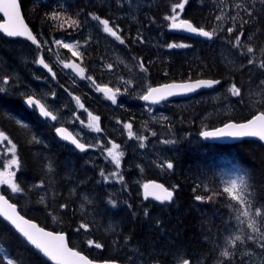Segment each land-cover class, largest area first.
Instances as JSON below:
<instances>
[{
  "label": "trees",
  "instance_id": "obj_1",
  "mask_svg": "<svg viewBox=\"0 0 264 264\" xmlns=\"http://www.w3.org/2000/svg\"><path fill=\"white\" fill-rule=\"evenodd\" d=\"M20 1L28 24L42 41L43 52H48L50 58L55 53L47 51L44 41H53L58 36L64 37V34L78 40L81 47H106L105 33L100 29L98 30L101 35L90 36V44L87 43L86 46L84 44L88 34L85 26L87 24L100 26L97 22L92 23L91 17L87 15L91 12L119 23L123 29L122 35L136 50V53H138L137 50H146L144 61L148 63L147 67L151 74L150 85L197 78L222 79V83L214 89L197 94L195 99L190 100L183 108H178L175 104L168 102L161 106L164 112L172 114L166 124L168 127L174 126V129L165 127V125L163 127L168 128V132L174 137L176 142L173 145L176 147L169 148L168 158L163 156L158 163L169 159L174 163V169L158 167L156 177L149 175L146 178L155 179L168 188L179 185V189L174 194V200L171 203L164 202V204L154 199L145 200L139 192L140 188H136V184L132 187L127 178V186L133 192L131 195H128V191L122 192L114 182H101L102 177L99 171L108 170L109 167L102 156L88 158L89 151L80 152L73 146L58 140L54 135V124L41 119L37 111L25 106L19 93L16 94L15 91L12 90V92L5 88L6 91L0 93V131L5 132L17 146L16 154L21 164L17 170L16 182L24 189V192L13 194L5 185L0 186V191L15 202L23 214L35 219L42 226L65 231L70 245L92 259H112L128 263L126 257L132 254L131 249L140 248L144 252L163 250L165 253H176L179 251L187 254L188 257L202 261L203 264H217L219 249L224 245L221 237L229 234L223 231L224 224L221 218L227 219L229 209L224 197L211 203L197 202L194 197L219 191L222 187L223 173L235 168L236 170L244 169L251 175L257 198L254 202L255 206L264 204V145L253 139H244L232 144L205 142L199 138L198 133L203 128L216 127L231 120L245 121L264 108L258 106L259 109L255 111L250 108L237 109L230 114L222 112L204 121L201 120L202 116L199 112L201 109H209L208 106L204 107L206 105L204 99L211 91L224 89L220 97L224 99L230 97L234 100L236 97L231 96L228 92L229 88H226L233 83V80L243 89L246 84V80L243 83L244 77L250 79L251 76L255 81L264 79V72L253 73L248 71L249 68L241 67L242 64H247L246 56L240 54L242 52L240 49H235L229 44V40L235 41V34L226 32V29L233 24V21L228 18L229 14L237 16L239 12L240 16L248 19L241 9L234 7L236 3L255 5L257 19L245 25V36L241 39L245 45L252 44L257 49V54L264 55V52L260 50L264 48V4H261L259 0H189L181 13V18L192 21L198 27L208 30L216 29L217 32V36L212 40H202L168 29V20L165 17L172 14V5L181 0H130V2L122 0L123 8L117 5V0H103L105 5L98 3L97 0ZM108 5L122 16L111 14ZM60 8H63L74 19H79L82 28L79 30V28H69L67 25L60 28L61 22L45 19V13ZM76 13H80L79 16ZM222 13L225 19L216 21L215 16ZM241 22L237 17L235 23L239 25ZM155 31L159 33L157 38L154 35ZM138 33L143 36V43L135 40ZM249 36H253V39L249 40ZM17 43H23L32 48L34 54L40 50L27 42L10 40L0 34V76L6 74L4 72L6 62L13 64L15 61L19 62L18 54L12 48ZM171 43L189 46L168 48L167 45ZM119 45L125 46V44ZM153 48L154 51H152ZM99 54L101 51H88V59L83 64L88 74L98 84H104L108 81L99 79L97 74V69L100 71L103 69H96L88 64L90 58L99 57ZM155 54L158 60L152 58L151 62H147V58ZM228 58L231 64H228ZM39 76H45L52 84L59 79L57 75L53 80L43 71L39 73ZM12 77L14 83H21L18 78ZM29 77L30 74L27 73L26 79H30ZM36 77L35 74L32 79ZM11 82L7 85L10 86ZM55 86L53 85L52 88ZM69 92L76 95L83 94L88 101V96H97L101 103L94 104L92 111L100 116L101 129L107 134L112 130V121L119 117L127 118L121 101L113 106L109 99L104 98L100 92H97V95L95 89L89 85H83L81 88L70 86ZM213 101L211 99L208 105L213 106L214 103H218ZM113 111L117 113V116ZM174 112L177 115L173 117ZM17 120L22 123L17 124ZM177 127L178 131H184L189 137L182 140L176 131ZM159 128L160 126H158V140L162 136L167 137V133L161 132ZM33 135L38 137L42 143H30ZM0 161L3 162V160ZM49 162L53 168L52 172H49L46 167ZM1 167L2 163H0ZM219 178L222 180H218ZM214 179L215 187H212ZM40 181H45L44 188L32 187ZM205 186L211 191H206ZM194 188L196 191H193ZM45 193H47L46 202L37 203L40 196ZM84 196H88L92 203L88 204L83 201ZM109 196L119 201L117 207L112 208L108 205ZM81 203H84L86 209H83L86 213L78 207ZM60 204H68V208L62 209L59 207ZM129 204L132 206L131 209L128 207ZM144 209L149 211L147 217L144 216ZM95 212H97L95 216L98 219L97 223L92 222ZM111 218L116 224L115 227L108 228ZM241 219L244 218L241 217ZM157 220L161 222L159 228L156 227ZM81 221L90 224V232L76 231ZM232 225L234 229L243 228L244 235L249 232L245 225H238L235 220L232 221ZM209 229H211V235H209ZM125 237H130L127 247H125ZM87 239L98 240L104 244V248L89 247L86 243ZM0 247H4L11 257H22L24 264H51L42 258L33 247L27 245L24 239L2 218H0ZM238 251L239 253L251 251L252 255L246 259L254 264H264V253H261L253 242L248 241L245 245H238ZM4 254L0 253V257ZM159 258L162 264L171 262V257L166 258L161 255ZM0 264H6V262L0 261ZM235 264H240V260L236 259Z\"/></svg>",
  "mask_w": 264,
  "mask_h": 264
},
{
  "label": "snow or ice",
  "instance_id": "obj_2",
  "mask_svg": "<svg viewBox=\"0 0 264 264\" xmlns=\"http://www.w3.org/2000/svg\"><path fill=\"white\" fill-rule=\"evenodd\" d=\"M130 2V0H129ZM261 4H264V0H259ZM189 3V0H181L179 3H175L171 8V15L165 17L166 20L171 21L170 27L173 29H184L190 33L197 34L208 40H212L217 36L216 29L206 30L204 27H198L194 25L190 20L179 19V14L185 9V6ZM117 5L120 8L124 7L122 0H117ZM236 9H241L248 19H244L240 16L239 12L237 16L228 15V18L233 21L232 26L226 29V32L229 34H235V41L229 40V44L235 49H243L240 53L241 55L248 56L246 65H241L242 68H257L261 72H264V59L257 60L255 58L256 48L252 44H243L242 37L245 36L244 27L250 22L257 19L255 14V5L236 3L234 5ZM0 13L3 14V20L0 22V34H4L10 38L24 37L28 41H31L32 44L36 45L38 49L41 50V54L34 61V63L43 66L47 69L48 73L51 75L53 80L56 79V72L53 71V68L49 63L45 61L43 56V45L40 40L37 38V35H34L32 30L24 22V18L21 15V7L19 0H0ZM80 13H76L79 16ZM91 19L96 20L102 26L103 33L119 41L120 44H125V39L122 35L123 29L119 23H116L115 20L110 18H101L98 14L87 13ZM237 17L242 21L239 25L235 23ZM46 20L59 21L60 28H64L65 25L69 28H79L81 26V21L79 19H74L72 16L68 15L63 8L54 9L49 13H45ZM225 19L224 14L215 16L216 21H222ZM255 35V34H253ZM91 37H89V40ZM249 40L253 39V36L248 37ZM136 41L143 43V36L139 33L137 34ZM53 43L58 48L67 49L71 52L73 57H80L83 59L82 53L77 51V48L80 47L79 42L75 43H66L62 39H54ZM88 40L84 42L85 46L87 45ZM48 41H44V45H47ZM189 45L184 44H168L169 48H178V47H188ZM264 52V48L260 49ZM49 52H52L51 47L48 48ZM57 62L62 64L64 69H73L76 74L81 79H87L94 87L95 91L103 93L107 99H109L113 104L117 103V95L120 94V88H111L108 85L100 86L95 83L91 76L85 75V69L80 67L79 64L72 62H65L59 60L57 54ZM108 70L113 69L111 63L106 65ZM139 68L142 72H146L147 68L144 66V62L141 60L139 63ZM11 75L5 74L0 76V83L5 85L9 84L10 81H13ZM39 79V77H37ZM126 87L124 91H128L127 86H131L132 80H123L120 78ZM221 81L216 79H198L191 83H170L164 84L159 87H148L145 94L140 96V99L144 101H149L152 104H158L161 101L167 100L168 97L183 94V93H192L201 88H212L214 85L220 84ZM6 90L0 88V93H4ZM228 92L233 97L239 98V103L245 104V92L242 90V86H237L236 82H233L228 89ZM264 93V79L259 80L254 87L251 86V77H250V86L247 91L248 102L255 106L256 103L259 104L261 108H264V99L253 101L252 97H260ZM21 98L24 100V103L34 111H38V115L41 118L58 122L60 120L59 109L50 110V106H46V102H42V99H45L47 94H44L41 98H36L35 92H20ZM56 93L52 92L51 97L55 99ZM75 103L78 105L79 109L84 108V104L81 102L79 96L73 97ZM151 110V109H149ZM90 117L89 123L86 127L89 130L95 131L97 133L101 132L100 128V117L94 116L91 112L88 113ZM71 119L73 121L79 120V116L76 113H72ZM162 120H167V117H160ZM17 124H21L20 120L16 121ZM83 125L84 122L80 121ZM119 123V122H118ZM27 127V125H23ZM123 128L127 130V136L129 139H136L139 141V147L144 148V141L147 140V137L137 135L133 131V124L131 122L123 123ZM56 134L64 141H69L81 152L86 151L91 147H100L104 152H106L107 157L110 159V162L115 165L116 171L105 174L104 170H100V176L103 177L105 182L109 180H116L123 183L124 177L119 172L121 166V159L124 155L120 151V145L114 141H108L111 144V147L104 148L102 142H97L96 144H85L81 143L76 136L68 131L67 128L61 126L55 128ZM153 136L156 135L155 132L151 133ZM200 136L204 138H222V137H255L260 141H264V110L258 111L256 114L252 115L251 119H248L246 122L235 123L228 122L223 124L222 127H218L212 130H203L200 132ZM5 142L10 147L0 150L4 154L10 153L11 159L7 160L6 163H2V170H0V185H7L13 194H21L24 192V189L16 182L17 171H14L13 168L17 170L20 168L21 161L16 154V144L12 142L11 139L5 134V132L0 131V145H4ZM30 143L40 144L42 141L33 135ZM164 144H174L173 140H164ZM160 168H166L168 170L174 169V163L170 160L160 161L157 165ZM49 172L53 171L51 162L46 165ZM33 188H44L45 181H40L38 184H34ZM199 187V186H197ZM144 197L147 199L149 196L153 197L156 201L161 203L169 202L171 203L174 200V194L179 189V185H173L171 188L165 187L164 184H158L155 182L145 183L143 185ZM206 191H211L207 189ZM255 184L252 180L251 175L244 169H239L237 172L232 175L229 179L222 181V187L219 191L211 192L208 195H196L194 197L195 201L201 203H211L221 197H224L227 208L229 209L227 219L221 218L222 223L224 224V232L229 233L225 237H221L224 240V245L219 249L217 256V264H235V260L239 259L240 264H254V262L247 260V257L252 255L251 251H244L239 253L238 245H245L248 241L254 243L257 249L261 253H264V204L255 206V201L257 200L255 192ZM75 191V189H73ZM193 191H196L194 188ZM45 195H41L37 203L44 204L46 202ZM83 201L91 204L92 201L88 196L83 197ZM108 205L112 208L117 207V200L109 196L107 200ZM60 208L67 209L68 204H60ZM84 207V203L81 204V208ZM131 209V205H128ZM135 216V213H133ZM149 215L148 209H144V216ZM0 217H2L9 225L24 239L25 243L33 247L39 254H42L48 260L55 262V264H119L116 260H104V261H94L89 259L87 256L83 255L81 252L69 247L68 239L66 234L63 232H52L47 231L44 228L40 227L38 224L33 222L30 219H26L25 216L21 215L17 210V205L10 203L8 198L0 194ZM243 217L244 219H241ZM235 220L239 224L245 225L249 230L247 235H244V229H234L232 221ZM161 222L157 220L156 227L159 228ZM83 230L85 233L90 232V224L81 221L77 232ZM240 233V234H236ZM209 235H211V229H209ZM125 247L130 240V237H125ZM86 243L89 247H94L96 249H103L104 244L94 239H87ZM0 253H5L0 257V261L6 262V264H24L22 257H11L10 253L6 252L4 247H0ZM131 255L127 256L128 264H162L160 256L164 255L171 257L170 264H203L202 261H198L196 258L188 257L187 254L177 251L176 253H165L163 250L160 252L149 251L144 252L140 248L131 249Z\"/></svg>",
  "mask_w": 264,
  "mask_h": 264
},
{
  "label": "rangeland",
  "instance_id": "obj_3",
  "mask_svg": "<svg viewBox=\"0 0 264 264\" xmlns=\"http://www.w3.org/2000/svg\"><path fill=\"white\" fill-rule=\"evenodd\" d=\"M97 2L100 4L104 3V5H105V2H103V0H97ZM108 7L111 9L110 13L113 14L114 16L121 15L118 11H115L113 9V7H110L109 5H108ZM181 13L182 12H180V14H179V19H184V18H181ZM101 18H103V17H101ZM75 19H77V18H75ZM94 22H97L99 24L98 21L92 19V23H94ZM170 23H171V21L168 20L167 27L169 30H172V28L169 26ZM81 28H82V26L79 27V30ZM85 28L87 29V32H88L87 40H88V45H89L91 42V39L89 40V37L92 35L99 34L98 29L102 30V26L101 25L96 26L94 24H87L85 26ZM157 28H158V26H157ZM101 32H103V31H101ZM99 35H101V33ZM127 35L129 36V32ZM154 35H156V38H157L159 33H157L155 31ZM123 37L125 39V46L124 47H121L119 45L120 44L119 41H117V40L113 39L112 37L108 36L107 34H105V39L103 36H102V38L104 39L106 47H103V48H86V47H81V43L78 40L73 39V38H69V37H67V34H64V37L58 36L55 39H62L66 43L79 42L80 47L77 48V51H80L82 53L83 59L81 60L80 57H73L71 52L69 54L67 49L58 48L53 43V41H50V40H48L47 51H48V48L51 47L53 49L52 52H54L55 55H53V57L50 58V57H48V52L44 51V54H46V57L50 60V62L53 65H54V63H56L57 54L59 56V60H62L65 62H70L71 60H75V61L79 62V64H82V67L85 69V75L90 76L87 72L86 66H84V64H83L88 59L87 52L91 51V50H94L96 52L101 51V54L98 55L99 57L93 56L92 58H90V61L88 62V64H90L91 67H96V69L97 68L103 69V71H100L97 69V74H98L99 79L107 80L108 83H104V84H106V85L108 84V86L109 85L112 86L113 89H115L117 87L121 89L120 94L117 95V102H119L118 99L122 97V95L124 93V88L126 87V85L123 84V82L120 78L122 77L123 80H132L133 83L128 88V96L132 101L140 102V96H142L147 91L148 87L151 86L150 85L151 74H150V71L148 70V67H147L148 63H146L144 61L146 58V50H137L138 53H136L135 52L136 50L133 47H131V45L128 44L125 36H123ZM12 48L14 51H16L15 53L18 54L19 62L15 61V64L10 63V62H6V66H4V72L6 74H10L11 76H15L16 78H18L21 81V83H14V81H12L10 86L3 85V83H0V88H4V89L6 88V90H10V91L13 90L16 92V94H18V93L20 94V92L38 91L37 89H34V87L36 86V82L46 80L45 76H39V73H41L40 68L37 67L36 63H34V61L38 57L39 52L38 53L36 52V54H34V50L32 48H29L28 46L24 45L23 43H17L16 46H12ZM145 49H147V48H145ZM240 50L243 51V49H240ZM152 51H154V48L152 49ZM257 53L258 52H255V58L257 60L264 59V55H260ZM155 56H156V54H155ZM155 56H149V58H147V62L148 61L151 62L152 58H156L158 60V56H156V57ZM248 58H250V57L246 56V59H248ZM141 60L144 62V66L147 68L146 72H142L139 68V63ZM227 62H228V64L232 63L230 58H228ZM109 63H111L113 65L112 70H108L106 68V65ZM233 64L237 65L236 63H233ZM0 69H1V66H0ZM69 71H72V72H74V74H76V72L73 70H69ZM248 71L253 72V73L254 72H257V73L261 72L260 70H258L255 67L249 69ZM58 72H61V71H58ZM27 73L30 74V77H29L30 79H26ZM35 74L37 75V77H39V79H37V77L35 79H32V77ZM67 74L69 76V79L73 80L74 82L77 81L78 84H81L80 88L83 87V85H89L90 87L95 89V87L87 79H81L78 75L70 74V72H68ZM23 78H24V80H22ZM93 80L97 84V82L94 78H93ZM244 80H246V84H244L242 90H244V92H245V100H246L245 104L239 103V98H237V97L234 100H231L230 97H227L226 99L220 97V94H221L222 90H224V89L213 90L204 99L205 103H206V105L204 107L206 108V106H208L209 109H206V110L201 109V112H199V115L202 116L201 120L204 121L205 119H208L210 117H214L217 114H220L222 112H224L225 114H230L231 112H233L237 109L244 110L245 108L246 109L250 108V109H253L254 111L259 109L258 103H256L255 106H253V104L248 102L249 98L247 97V91H248L249 86H250V79L244 77L243 83H244ZM56 81L57 82H55L54 84H52L50 82L51 86H53V85H56V86L54 88H52L50 93H49V96H50L52 92H55L56 93L55 99L52 98L54 101H51V99L48 98V102L55 104L54 105L55 107L53 106V110H56V109L60 110L58 113L60 116V120H66V121L71 120V122L80 123V119H81V121L84 122L83 125L86 126L90 121V117L88 116V112H85V114H84V111H82V114L78 113L77 115L79 116V120L73 121L71 119V115H68L67 114L68 112L64 109L65 108L64 101H66V99L63 95L65 94L66 88H65V86H61L58 84L59 83L58 79ZM258 81H255L253 78H251V86L254 87ZM74 82H72L71 84L74 85ZM233 82H235V80H233ZM230 86H227L226 88L228 89ZM30 89L32 91H29ZM56 90H58V91H56ZM194 99H195V97H192L190 99H180V100H176V101H172V102H168V103L175 104L178 108H183L185 105H187L188 102H190L189 100H194ZM211 99L214 100L213 102L216 101L218 103H214L213 106L208 105ZM251 99L253 101L264 99V93H262L260 97H252ZM69 101L72 102V99ZM237 101H238V103H235ZM164 105H165V103H160V104H158V108H156V106L153 104H147V106H145L143 108L142 112L144 115L142 116L143 118L140 119V121L142 123L141 129L140 130H134L133 129V131L137 135L147 137V140L144 141L145 147L142 148V150H134V149H132V145L130 147H128L127 149H125V147L122 148V145L125 146L127 144L128 136H127V130L123 128V123H125V122H122L123 120L121 118L117 119V120L115 119L113 121L115 123V126L111 125L112 130L108 134L106 131H103V130L101 132L97 133L95 131L89 130L86 127L87 128L86 130L89 132L88 135L94 136V138L97 139L96 143L98 141L102 142L103 147L107 148V147H111V144H109L108 141H110V140L114 141L115 143L120 145L119 150L124 153V155L121 159V166L119 169V172L124 177V182L121 183V182H118L114 179L109 180L108 182H105L103 177L101 178V180H102L101 182H103V183H113L114 182V183H116V186L120 190H122V192L128 191L129 192L128 195H131L133 192H131V190H129V188L127 186V183H126V178H127L128 181L131 182L132 187L134 186V184H136V188H140L139 192H140V194L143 195V185L145 183H148L149 181L153 180L151 178L147 179L146 177L149 175H155V177H156V174H158V166H157L158 160L161 159V157H163V156L167 157V154H169V152H170L169 148L176 147V145H173V144L162 143V141H164V140H174V137L172 136V134L170 135V133L168 132V128H171L173 130L174 126L168 127L166 124L167 120L171 117L170 115H172V114H170V112H168V114H167L166 112H164L162 110L161 106H164ZM141 106H143V104ZM149 109H151V110H149ZM113 112L117 116V113H115V111H113ZM92 114L94 116H97L93 112H92ZM174 115H177V114L174 112L173 117H174ZM162 116L167 117V120L160 119V117H162ZM99 124H100V122H99ZM67 125H68V123H67ZM164 125H165V127H168V128H164L163 127ZM158 126H160L159 130L161 132L167 133V137H163L161 135L162 138H160L158 140ZM100 128H101V126H100ZM176 131H178V127L176 128ZM152 132H155L156 135L153 136L151 134ZM178 133H179L180 137L182 138V140L185 137H189L187 135V133H185L184 131L183 132L178 131ZM136 142L138 145L139 141L136 140ZM7 147H10V145H7V143L5 142L4 145H0V150L6 149ZM96 148H97V150H95L93 152H89L87 154V157L88 158H93V157L98 158V156H102L103 159L105 161H107L105 163L109 164L108 170L103 169L105 174L116 171L115 165L110 162V159L107 157L106 152H104L100 147H96ZM9 159H11L10 153L4 154L3 152H0V160H3V163H6L7 160H9ZM166 160H169V159H166ZM0 170H2V167L0 168ZM13 170L17 171L16 168H13ZM236 172H237V170L235 168H232V170H229V171H226L223 173V175H222L223 180H222V178H219L218 180H222V181L227 180L232 175H234ZM222 181H221V183H222ZM214 182H215V179L211 184L212 187H215V185H213ZM0 186H3V185H0ZM5 186H7V185H5ZM71 191H72V189H71ZM81 204H78V207L81 210H83L84 213H86V211L83 209V208H85V206L83 208H81ZM117 204H119V201ZM162 204H164V203H162ZM93 214H94V217L92 218V222L97 223L98 219L95 217V216H97L96 215L97 212H95ZM115 224L116 223H114L113 218H111V220L109 221L108 228L115 227ZM238 225H240V224L238 223Z\"/></svg>",
  "mask_w": 264,
  "mask_h": 264
},
{
  "label": "flooded vegetation",
  "instance_id": "obj_4",
  "mask_svg": "<svg viewBox=\"0 0 264 264\" xmlns=\"http://www.w3.org/2000/svg\"><path fill=\"white\" fill-rule=\"evenodd\" d=\"M70 62H72V60ZM78 64H79V62H78ZM79 65H80V67H82V64H79ZM52 66L54 68L58 67V70L57 69L56 70L57 71H61V72H58V74H59V79L58 80H59L60 85L61 86H65V88H66L65 94L63 96L66 99V101H64V104H65V108L64 109L68 112L67 114L72 116V113H76V114L80 113V114H82V111H84V114H85V112H88V113L91 112L92 113L93 112L92 111L93 110L92 109V106L94 104L98 103V102L101 103L99 101V99L97 98V96H91V95L88 96V98H89V101H88V100H86V98H85V96L83 94H78V95H76L75 93L74 94H70V92H69V87L70 86L71 87L77 86L78 88H80V86H81V84H78L77 81L74 82L73 80L69 79V76H68L67 73L70 72V74H74V72L69 71L70 69H64L63 66H62V64H60L58 62H57V65L56 64H54V65L52 64ZM74 75H77V74H74ZM55 82H57V81H55ZM72 82H74V85L71 84ZM110 87L113 88L112 86H110ZM127 87L129 88L130 86H127ZM34 89H37L38 90V91H35L34 90L36 92V95H37L38 98H41L42 96H44V94H47L46 101H45V99H42V102H46V106H50V110H53V106L55 104L48 102V98L51 99V101H54L52 99L51 95L49 96V93H50V91L52 89V86H51L50 81H48L47 78H46V80H43V81H37L36 82V86L34 87ZM29 91H32V90L30 89ZM95 93L97 94V91H95ZM101 95L104 98H106L103 94H101ZM75 96H79L80 97V100L84 104V108L87 111L78 108V105L75 103V100L73 99V97H75ZM71 99H72V102L69 101ZM118 101H121L122 102L123 109H124V111L126 110L125 115L127 116L126 119H123L121 117H119V119L121 118L123 120L122 122H125V123L131 122L133 124V129L134 130H140L141 129V124H142L141 121H140V119H142L143 118L142 116L144 115L142 111H143V108L145 106H147V103H144L142 101V99H140V102L141 103L140 102H136V101H132L129 98V96H128V91L127 92L124 91L122 97L119 98ZM142 104H143V106H141ZM112 105L115 106V104H112ZM153 105H155L156 108H158V104H153ZM97 116H99V115H97ZM44 120L46 122L50 123L49 120H47V119H44ZM80 121H81V119H80ZM66 122L68 123V125H67ZM52 124H54L55 127L57 125H65V126H67L85 144H96V140L97 139L94 138V136L88 135L89 132L86 130L87 129L86 126L81 125V123L71 122V120H67V121L66 120H59L58 122H55V123H52ZM111 125L112 126H115V123L112 121L111 122ZM54 135H55V133H54ZM131 145H132V149H134V150H142V148L139 147V144L137 145L136 139H134V138L133 139H129L128 138L127 144L125 146L122 145V148L125 147V149H127ZM95 150H97L96 147H91L88 151L89 152H93Z\"/></svg>",
  "mask_w": 264,
  "mask_h": 264
},
{
  "label": "water",
  "instance_id": "obj_5",
  "mask_svg": "<svg viewBox=\"0 0 264 264\" xmlns=\"http://www.w3.org/2000/svg\"><path fill=\"white\" fill-rule=\"evenodd\" d=\"M19 3H20V7H21V15H22V17L24 18V22L28 25V27L32 30V32H33V34L34 35H36V33L33 31V29L31 28V26L28 24V22H27V20H26V18H25V16H24V13H23V10H22V6H21V1L19 0ZM0 16H1V20H0V22H2V20H3V14L2 13H0ZM188 20V19H187ZM192 22V21H191ZM193 23V22H192ZM194 24V23H193ZM195 25V24H194ZM173 29V28H172ZM174 31H176L177 33H179V34H182V35H185V36H188V37H191V38H198V39H202V40H208L207 38H204V37H202V36H199V35H197V34H193V33H190V32H188L187 30H184V29H173ZM206 30H208V29H206ZM3 36H5L6 38H8V39H22V40H25L26 42H28V43H30V44H32L31 43V41H28L26 38H24V37H16V38H10V37H7L6 35H4V34H2ZM37 38H38V36H37ZM39 39V38H38ZM40 40V39H39ZM41 42V41H40ZM41 44H42V42H41ZM32 45H34V44H32ZM41 54V52L39 53V55ZM43 54V53H42ZM43 56H44V54H43ZM45 58V57H44ZM45 61L47 62V63H49L50 64V62L48 61V60H46V58H45ZM41 69H43L44 71H46V72H48L47 71V69H45V68H43V66H41V65H39V64H37ZM50 66L52 67V65L50 64ZM53 68V67H52ZM53 71H55V69L53 68ZM56 72V71H55ZM198 79H213V78H197V79H190V80H183V81H170V82H164V83H161V84H158V85H154V86H151V87H159V86H161V85H164V84H170V83H191V82H194V81H196V80H198ZM216 80H219V81H221V83H222V79H216ZM217 85H219V84H217ZM217 85H214L212 88H214V87H216ZM101 86H103V85H101ZM212 88H201V89H198L197 91H195V92H192V93H183V94H177V95H174V96H171V97H168L167 98V100H165V101H161V102H166V101H172V100H176V99H181V98H184V99H187V98H190V97H192V96H195V95H197V94H199V93H201V92H204V91H207V90H209V89H212ZM36 98H38V97H36ZM143 102H145V103H151V102H149V101H144V100H142ZM25 104V103H24ZM26 105V104H25ZM27 106V105H26ZM256 114V113H255ZM254 115V114H253ZM40 117V116H39ZM252 117V116H251ZM251 117L249 118V119H251ZM41 118V117H40ZM248 120V119H247ZM247 120H245V121H240V122H237V121H233V120H231V121H228V122H235V123H242V122H246ZM52 123H55V122H53V121H51ZM228 122H226V123H228ZM225 124V123H224ZM61 126H63V127H65V128H67L68 129V131L69 132H71L74 136H76L71 130H70V128H68L67 126H65V125H57L55 128H57V127H61ZM223 126V124H221V125H219V126H216V127H211V128H205V129H203V130H212V129H215V128H218V127H222ZM203 130H201V131H203ZM200 131V132H201ZM200 132H199V134H198V136L203 140V141H205V142H211V143H220V144H232V143H236V142H240V141H242V140H244V139H253V140H257V141H259L260 143H262L263 145H264V141H260L258 138H255V137H237V138H233V137H222V138H204V137H201L200 136ZM54 133H55V135H56V137L60 140V141H62V142H65V143H67V144H69V145H71V146H73V147H75L73 144H71L69 141H64V140H62L57 134H56V132H55V129H54ZM77 137V136H76ZM77 139H79L78 137H77ZM80 140V139H79ZM80 142L81 143H84L83 141H81L80 140ZM90 148H88L87 150H89ZM78 150V149H77ZM86 150V151H87ZM86 151H84V152H86ZM81 152V151H80ZM151 182H155V183H158V184H163V183H160V182H156V181H151ZM148 183H150V182H148ZM166 187V186H165ZM143 193H144V189H143ZM0 194H3V195H5L7 198H8V200H9V202L10 203H14V204H16L14 201H12L6 194H4V193H2L1 191H0ZM151 196H149L148 198H150ZM17 205V204H16ZM17 210L20 212V214L21 215H23V216H25V218L26 219H30V220H32L33 222H35L36 224H38L40 227H42V228H44L45 230H47V231H52V232H63V233H65L66 234V237H67V239H68V235H67V233L65 232V231H58V230H53V229H50V228H47V227H44V226H42L39 222H37L35 219H32V218H30V217H28V216H26L25 214H23L21 211H20V209H19V206L17 205ZM0 218H2V217H0ZM3 219V218H2ZM4 220V219H3ZM5 221V220H4ZM6 222V221H5ZM8 225H9V223L8 222H6ZM10 226V225H9ZM68 244H69V247H71V248H73V249H75V250H77V251H79V252H81L83 255H85V256H87L89 259H92L91 257H89L87 254H85L84 252H82V251H80V250H78V249H76V248H74V247H72L71 245H70V243H69V241H68ZM38 253V252H37ZM39 254V253H38ZM42 258H44L45 260H47L48 262H50L51 264H55V262H53V261H50V260H48L46 257H44L42 254H39ZM92 260H94V261H104V260H95V259H92ZM106 260H112V259H106ZM117 261V260H116ZM119 262V264H128V263H125V262H120V261H118Z\"/></svg>",
  "mask_w": 264,
  "mask_h": 264
},
{
  "label": "bare ground",
  "instance_id": "obj_6",
  "mask_svg": "<svg viewBox=\"0 0 264 264\" xmlns=\"http://www.w3.org/2000/svg\"><path fill=\"white\" fill-rule=\"evenodd\" d=\"M182 101V100H181ZM187 101V100H186ZM190 101V100H189ZM205 104V103H204ZM223 115V114H222ZM103 160V159H102ZM102 165V164H101ZM103 166V165H102Z\"/></svg>",
  "mask_w": 264,
  "mask_h": 264
}]
</instances>
